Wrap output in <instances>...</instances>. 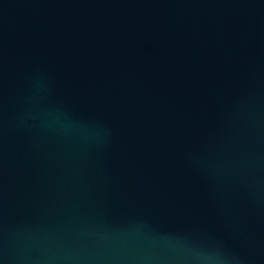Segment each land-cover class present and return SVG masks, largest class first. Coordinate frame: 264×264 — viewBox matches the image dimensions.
Returning <instances> with one entry per match:
<instances>
[{"label": "water", "instance_id": "1", "mask_svg": "<svg viewBox=\"0 0 264 264\" xmlns=\"http://www.w3.org/2000/svg\"><path fill=\"white\" fill-rule=\"evenodd\" d=\"M0 264H264V0H0Z\"/></svg>", "mask_w": 264, "mask_h": 264}]
</instances>
